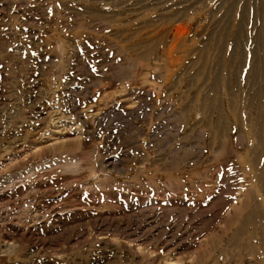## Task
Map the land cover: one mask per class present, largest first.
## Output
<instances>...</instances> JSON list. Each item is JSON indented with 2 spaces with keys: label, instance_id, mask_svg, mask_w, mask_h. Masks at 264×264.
Masks as SVG:
<instances>
[{
  "label": "rangeland",
  "instance_id": "1",
  "mask_svg": "<svg viewBox=\"0 0 264 264\" xmlns=\"http://www.w3.org/2000/svg\"><path fill=\"white\" fill-rule=\"evenodd\" d=\"M0 264H264V0H0Z\"/></svg>",
  "mask_w": 264,
  "mask_h": 264
}]
</instances>
